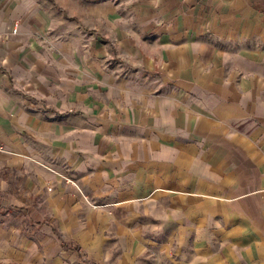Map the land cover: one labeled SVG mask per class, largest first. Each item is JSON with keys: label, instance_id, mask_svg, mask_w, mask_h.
<instances>
[{"label": "crops", "instance_id": "crops-1", "mask_svg": "<svg viewBox=\"0 0 264 264\" xmlns=\"http://www.w3.org/2000/svg\"><path fill=\"white\" fill-rule=\"evenodd\" d=\"M62 243L264 264V0H0V264Z\"/></svg>", "mask_w": 264, "mask_h": 264}, {"label": "rangeland", "instance_id": "rangeland-1", "mask_svg": "<svg viewBox=\"0 0 264 264\" xmlns=\"http://www.w3.org/2000/svg\"><path fill=\"white\" fill-rule=\"evenodd\" d=\"M62 246L66 249H70L74 254H76V256L78 257V260L82 263V264H93V263H89L88 261H86V259H81V253H80V247L79 246H71V245H66L65 243H62ZM88 262V263H87ZM12 264H20V263H12Z\"/></svg>", "mask_w": 264, "mask_h": 264}, {"label": "built area", "instance_id": "built-area-1", "mask_svg": "<svg viewBox=\"0 0 264 264\" xmlns=\"http://www.w3.org/2000/svg\"><path fill=\"white\" fill-rule=\"evenodd\" d=\"M11 32H12V33H15V32H16V23H13V27H12Z\"/></svg>", "mask_w": 264, "mask_h": 264}]
</instances>
